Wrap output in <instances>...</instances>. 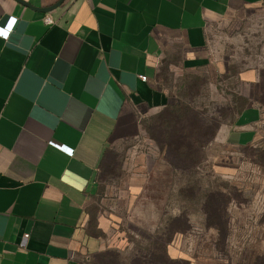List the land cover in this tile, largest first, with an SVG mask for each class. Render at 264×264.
<instances>
[{"label": "crops", "instance_id": "0c3cea01", "mask_svg": "<svg viewBox=\"0 0 264 264\" xmlns=\"http://www.w3.org/2000/svg\"><path fill=\"white\" fill-rule=\"evenodd\" d=\"M23 1L0 0V25L17 18L0 36V264H82L107 248L90 208L114 145L172 104L165 75L222 71L210 29L264 0ZM262 76L248 67L238 82ZM260 115L244 107L229 139L249 142Z\"/></svg>", "mask_w": 264, "mask_h": 264}, {"label": "rangeland", "instance_id": "374dc122", "mask_svg": "<svg viewBox=\"0 0 264 264\" xmlns=\"http://www.w3.org/2000/svg\"><path fill=\"white\" fill-rule=\"evenodd\" d=\"M247 13L210 29V53L222 71L165 75L172 104L145 117L138 140L114 145L90 208L107 248L82 264H132L158 257L165 244L170 257L190 264L264 257V9ZM254 66L263 78L250 89L238 73ZM252 105L261 115L246 127L251 140L234 142L240 112ZM137 177L142 194L130 188ZM210 192L217 194L206 209ZM209 222L227 224L225 240ZM178 228L184 231L174 233Z\"/></svg>", "mask_w": 264, "mask_h": 264}, {"label": "trees", "instance_id": "16d2710c", "mask_svg": "<svg viewBox=\"0 0 264 264\" xmlns=\"http://www.w3.org/2000/svg\"><path fill=\"white\" fill-rule=\"evenodd\" d=\"M216 194L217 193H215V192H210L208 194V196H207V200L208 201L205 203L206 209L208 207V202L210 201V199L214 198L216 196ZM206 211H207V213H209L208 210H206ZM208 218L209 219L211 218V214L209 215ZM208 226L217 229L219 235H221L222 239L225 240V238L227 236V231H228L227 224H214L213 222H209L208 223ZM173 231H174V233H176V232H183L184 231V228H178V229H175V230L173 229ZM159 247L161 249H163V253H161V254L159 253V256L158 257H157V255H155L152 259H147V256L137 257L135 259L134 263H132V264H190V261L189 260H185V259H181V258L178 259V258H172V257H170L168 255L167 251H166V244L163 245V247L161 245ZM98 254H100V255L103 254V251L100 252V253H98ZM250 264H264V257L263 256H258V258L254 262H252Z\"/></svg>", "mask_w": 264, "mask_h": 264}, {"label": "built area", "instance_id": "2783aa9c", "mask_svg": "<svg viewBox=\"0 0 264 264\" xmlns=\"http://www.w3.org/2000/svg\"><path fill=\"white\" fill-rule=\"evenodd\" d=\"M16 20H17L16 17H10L4 26L0 25V36L2 38H7L9 36L10 32L12 31L15 25ZM49 21L51 22V20ZM142 78L146 80V77H142Z\"/></svg>", "mask_w": 264, "mask_h": 264}, {"label": "water", "instance_id": "95a60500", "mask_svg": "<svg viewBox=\"0 0 264 264\" xmlns=\"http://www.w3.org/2000/svg\"><path fill=\"white\" fill-rule=\"evenodd\" d=\"M19 1H21L22 3H25L26 4V2H24L23 0H19ZM63 0H60V2L58 3V4H60L61 2H62ZM57 4V5H58ZM54 7H56V6H53V7H51V8H45V9H42L43 11H49V10H51L52 8H54Z\"/></svg>", "mask_w": 264, "mask_h": 264}]
</instances>
